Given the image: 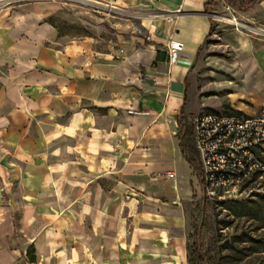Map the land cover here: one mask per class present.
Wrapping results in <instances>:
<instances>
[{
    "label": "crops",
    "instance_id": "0c3cea01",
    "mask_svg": "<svg viewBox=\"0 0 264 264\" xmlns=\"http://www.w3.org/2000/svg\"><path fill=\"white\" fill-rule=\"evenodd\" d=\"M210 1L0 12V264H28L32 247L36 264H189L187 205L203 183L179 121ZM172 42L182 49L170 64ZM249 61L263 93L264 43Z\"/></svg>",
    "mask_w": 264,
    "mask_h": 264
},
{
    "label": "rangeland",
    "instance_id": "374dc122",
    "mask_svg": "<svg viewBox=\"0 0 264 264\" xmlns=\"http://www.w3.org/2000/svg\"><path fill=\"white\" fill-rule=\"evenodd\" d=\"M235 1L240 6L217 0L210 7L213 31L190 75L188 112L192 125L201 114L251 116L264 110V92L249 61L264 43V1ZM62 28L73 35L84 34L74 26L62 24ZM263 184L259 180L246 184L221 201L205 200L199 194L187 205L189 258L195 264L200 263L194 250L199 231L203 255L210 264H264V195L255 190ZM251 189L255 191L250 193ZM242 205L253 208L254 213L236 214L235 210L244 209Z\"/></svg>",
    "mask_w": 264,
    "mask_h": 264
},
{
    "label": "built area",
    "instance_id": "2783aa9c",
    "mask_svg": "<svg viewBox=\"0 0 264 264\" xmlns=\"http://www.w3.org/2000/svg\"><path fill=\"white\" fill-rule=\"evenodd\" d=\"M23 1L0 0V12ZM181 49L174 42L168 46L170 64L177 61ZM193 126L207 199L221 201L246 184L264 182V110L255 116L201 114ZM168 177L174 178V174ZM255 190L264 195V184Z\"/></svg>",
    "mask_w": 264,
    "mask_h": 264
},
{
    "label": "trees",
    "instance_id": "16d2710c",
    "mask_svg": "<svg viewBox=\"0 0 264 264\" xmlns=\"http://www.w3.org/2000/svg\"><path fill=\"white\" fill-rule=\"evenodd\" d=\"M216 1L217 0H212L208 2L207 6L208 7L214 6L216 4ZM228 1L235 7L240 6L235 0H228ZM256 1H261V0H250L249 3L251 4ZM179 123H180L179 138H180V146H181L183 155L186 161H188L192 165V167L195 169V171L198 173L200 181H202L201 165H200L198 151H197L195 139H194V126L190 123L189 117H187L185 113V109H183L182 111ZM204 199L206 200L207 198L204 196ZM230 203L239 205L238 202H228V204ZM242 206L244 207V209H241V211L235 210L236 214L248 216L254 213L253 208H247L245 205H242ZM194 250L196 253V257L200 262L199 264H210L209 261L206 259V257L203 255V244H202L200 231L195 234ZM27 255H28V264H36V256H35L34 247L29 249ZM189 264H195V262L191 258H189Z\"/></svg>",
    "mask_w": 264,
    "mask_h": 264
}]
</instances>
